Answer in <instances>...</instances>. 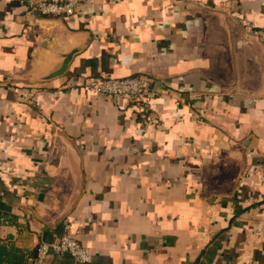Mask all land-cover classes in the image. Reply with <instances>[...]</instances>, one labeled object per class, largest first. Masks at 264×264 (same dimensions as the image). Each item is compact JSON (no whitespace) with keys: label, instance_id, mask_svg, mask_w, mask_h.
Wrapping results in <instances>:
<instances>
[{"label":"crops","instance_id":"0c3cea01","mask_svg":"<svg viewBox=\"0 0 264 264\" xmlns=\"http://www.w3.org/2000/svg\"><path fill=\"white\" fill-rule=\"evenodd\" d=\"M30 1L0 0V264H264V0ZM139 74L146 108L84 84ZM64 233L89 260L37 261Z\"/></svg>","mask_w":264,"mask_h":264},{"label":"built area","instance_id":"2783aa9c","mask_svg":"<svg viewBox=\"0 0 264 264\" xmlns=\"http://www.w3.org/2000/svg\"><path fill=\"white\" fill-rule=\"evenodd\" d=\"M89 1L91 0H31L29 8L44 16H65L74 14ZM246 30L264 48V28L247 26ZM153 81L149 74H139L118 78L88 77L84 84L95 94L123 97L146 108L159 93L153 87ZM50 252L67 253L80 262H87L90 258V248L70 233H64L50 242H40L36 248V260L43 262Z\"/></svg>","mask_w":264,"mask_h":264},{"label":"trees","instance_id":"16d2710c","mask_svg":"<svg viewBox=\"0 0 264 264\" xmlns=\"http://www.w3.org/2000/svg\"><path fill=\"white\" fill-rule=\"evenodd\" d=\"M3 247L2 246H0V254H2V252H3ZM4 253V252H3ZM16 258V257H15ZM15 258L14 259H9V261H10V263H12V262H14L15 261Z\"/></svg>","mask_w":264,"mask_h":264}]
</instances>
